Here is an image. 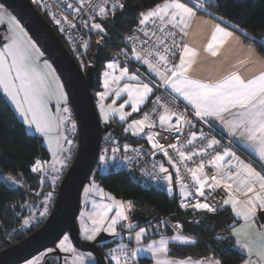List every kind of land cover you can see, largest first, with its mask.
Masks as SVG:
<instances>
[{
  "label": "snow or ice",
  "instance_id": "snow-or-ice-1",
  "mask_svg": "<svg viewBox=\"0 0 264 264\" xmlns=\"http://www.w3.org/2000/svg\"><path fill=\"white\" fill-rule=\"evenodd\" d=\"M40 2L41 0H32L34 4ZM85 2L86 0H79L78 5L68 3L66 8L73 9L79 15L84 11ZM244 2L245 0H231L233 8L241 6ZM151 5L139 9L136 14L137 27L133 31L142 32L143 39L130 34L128 40L133 47L128 51L121 49L116 53L117 57L124 55V64L121 65L118 59H110L105 65L102 74L104 90L96 93L101 101L100 117L105 124L116 117L119 121L127 123L132 113L140 111L141 106L147 105L151 98V111L144 113L141 119L131 120L124 132L131 131L134 136L144 134L151 145V154L155 156L157 151L161 152L167 157V163L176 169L180 208L217 213L220 210L227 211L224 206L230 205L235 217L243 220V224L237 226L234 221L228 236H218L217 240L227 242L234 238L235 245L247 253L248 259L243 260V264H264V231L256 226L258 216L264 219V71L247 79L236 71L216 80L193 78L189 75V69L198 53L183 43L182 39L177 40V36L187 34L190 19L198 13L209 15L218 21L207 44V50L213 56L217 55V47L224 43L225 38L233 36L235 32L250 39L253 44L264 47V37L250 35V32L261 30L242 27L245 21L229 14L228 0H163V3L151 0ZM127 6V0H102L101 4L96 6L89 3L90 10L99 8L101 19L97 22V16L93 15L90 17L91 23L88 19L82 20L81 23L85 28L106 34V28L103 26L105 20L111 17L114 24L117 11L123 14ZM43 7L48 9L47 4ZM6 17L11 25V35L2 38L7 42L0 47V88L3 89L4 98L11 102L23 123L34 125L36 132L44 134L55 161L51 166L44 167L42 161L37 159L30 169L33 173H43L42 184L44 179L49 181V190L46 193H37V196H43V199L38 205H33L35 215L23 221L27 225L30 220L35 219L38 224L41 218L49 215L56 186L63 169L71 160V147L65 148L64 145L71 146L73 141L60 133V128L67 119L60 116V102L63 100L67 103V97L63 92H59L56 112L53 113L49 101L55 93L49 77L54 70L47 60L43 61L41 67L42 53L27 38V33L16 18L8 15L7 9L0 8V22ZM52 19L57 25L62 23L55 15ZM63 21L68 23L70 28L76 27L67 16L63 17ZM60 30L66 31L63 27ZM84 47H88L87 42ZM132 58L144 67V72H141L139 67L130 71ZM110 97H114L111 104L105 105L103 101ZM126 106L131 108L130 112L125 111ZM62 111L68 113L69 109L64 107ZM226 113L231 115L230 120L225 119ZM193 120L207 125L210 132L216 127L214 122L219 121L229 137L236 138L238 143L246 144L257 154L259 159L255 163L260 170L258 171L253 163H246L237 156L232 150L231 139L228 147L220 150L221 141L215 136L206 135L202 130L199 134V139L204 142L202 146L185 151L184 148L193 145L198 138L197 132L191 130L196 127ZM185 126L189 131L185 136L186 145L183 147L176 143H169L165 147L158 139L159 132L152 131L160 128L168 132L183 133ZM72 128L75 129V124ZM146 128L149 131L146 132ZM221 135L223 136V132ZM61 140L64 143H61ZM107 140L113 144L111 158L116 160V153L120 151L121 145L113 140L111 134ZM123 148L127 152L129 145L124 144ZM168 149L177 154L175 159ZM209 149H212L214 155L209 157L207 164L216 170V174L208 176L205 173L206 164L201 160L196 167L186 169L191 176L190 188L180 177L178 163L191 160L198 154L207 155ZM132 151L138 152L137 149ZM108 152L109 149H102L99 156L101 166L107 163ZM157 167L155 179L167 182V191L172 193L173 174L164 163L153 165L154 169ZM206 188L213 191L223 188L227 196L221 204L215 206L202 202L200 197L207 199ZM83 191L86 209L91 203V209L80 213V236L84 241L96 242L101 233L115 238L122 237L126 232L129 240L134 234V239L139 245L150 228L155 227L159 233L161 226L178 232L183 227L181 223L171 224L168 220H160L155 226L150 223L146 226L132 223L129 212L133 209V201L115 199L99 188L94 178ZM196 223L200 221L197 220ZM170 239L180 243L196 242L183 234H177ZM69 240L70 237L64 235L54 248L48 250L51 253L58 250L59 253L65 254L62 257L59 254L53 256L55 264H85L86 256L91 260L89 253L80 252ZM169 251V238L161 234L159 240H153L146 248L138 246L133 249L130 244L117 243L106 256L110 264H139L136 257L145 252L151 253L155 264H224L223 259L209 256L197 260L170 259ZM253 256L256 260L252 259ZM26 264L36 262L26 261Z\"/></svg>",
  "mask_w": 264,
  "mask_h": 264
},
{
  "label": "trees",
  "instance_id": "trees-1",
  "mask_svg": "<svg viewBox=\"0 0 264 264\" xmlns=\"http://www.w3.org/2000/svg\"><path fill=\"white\" fill-rule=\"evenodd\" d=\"M156 2L163 3V0H156ZM127 5L123 14L117 11V18L114 24L111 22V17L105 20L103 26L106 28V34L97 32V37L100 41L103 36L101 44H96L95 41L88 42V47H83L81 60H84V62H77L81 69L84 70L88 65L87 56L89 53H94L98 60V69L94 72V83L91 89L95 103L98 97L96 93L104 90L100 75L104 63L111 59L107 56V50H111L114 53L120 52L121 49L128 51L124 37L136 24L137 11L152 6L151 0H127ZM228 8L230 15L239 17L245 21V25H241L242 27L246 26L249 29L255 28L261 30L250 32L251 36L264 37V0H245L244 4L235 8H233L231 0H228ZM40 13L46 18L42 12ZM95 15L97 16V22H99L101 17L97 13ZM46 20L51 25L47 18ZM52 28L54 29L53 26ZM56 33L58 34L57 31ZM235 33L244 44L253 46L256 52L264 57V47L253 44L250 39H246L239 32ZM136 67H139L141 72L145 70L141 65H137ZM131 69L132 67L130 66ZM145 106H141L140 111L132 113L128 121L137 119ZM129 108L126 106L125 109L129 110ZM109 122L117 126L116 133L112 132V130L109 131L113 133L115 139H124L132 144L151 146L144 136H134L128 132H124V123L119 122L117 118L111 119ZM206 128V126H203V128L198 126L196 130H202L205 133L207 132ZM216 132L220 136L217 130ZM103 135L101 134V140L106 136V134ZM74 140L75 137L73 138V142ZM73 152L74 149L72 148L71 157ZM50 158L51 156L43 145L41 137L27 131L24 123L17 117L0 89V173L9 174L13 178L20 177L24 179L26 184L27 182L32 184V189L29 190L36 192L39 187L40 174L31 172V166L37 159L49 162ZM100 166L101 164L97 161L87 181L94 178L95 182L112 196L120 198L122 201H133V209L131 211L146 210L149 213L148 220L143 222L137 221L134 224L146 226L150 223L155 226L160 220H168L171 224L181 223L183 227L180 231L192 236L196 241L191 244L169 243L170 256L174 258H191L193 260L203 259L205 256H216L219 259H223L224 264H239L244 260L245 255L235 247L233 238L227 242L217 240L218 236H228L232 223L234 221L237 222L229 209L226 208L227 211L220 210L217 213L197 212L190 208L181 209L176 203L179 196L177 191L179 187L176 183L173 182L172 193H169L167 189L145 188L140 183L129 180L122 171L116 170L111 166L105 165L107 167L106 172L100 173ZM175 179L176 177L173 175V180ZM27 197L28 195L25 191L12 187L4 179L0 178V249L6 247L11 242L21 239L40 224L30 228L21 227L25 214L18 206ZM197 220L200 223H196ZM118 230L120 231V229ZM170 232L171 228L161 226L158 233L155 227H153L148 230L147 238L157 237L161 234L167 235ZM126 241L125 232L122 237H113L100 243V249L105 256L107 264H110V262L106 256V252L113 246H116L117 243H126ZM137 261L139 264H151L150 260L146 258H138ZM92 264H95L94 259Z\"/></svg>",
  "mask_w": 264,
  "mask_h": 264
},
{
  "label": "water",
  "instance_id": "water-1",
  "mask_svg": "<svg viewBox=\"0 0 264 264\" xmlns=\"http://www.w3.org/2000/svg\"><path fill=\"white\" fill-rule=\"evenodd\" d=\"M0 6L16 18L42 53V59L52 66L67 97L76 127L72 159L56 187L49 215L30 233L0 249V264H21L46 249L54 248L64 235L70 237V243L79 251L91 254L95 264H107L100 243L113 237L101 233L96 242L84 241L80 238L76 221L83 186L97 161L101 134L108 130L117 132L114 123L105 124L100 121L93 100L91 89L94 72L98 69V60L94 53H89L88 65L82 70L31 0H0ZM5 28V25H2L0 31ZM1 37L0 33V42ZM129 216L132 223L149 219L146 210L130 211ZM258 219L264 222L259 216ZM52 254L61 256L58 250ZM44 264H49L48 259Z\"/></svg>",
  "mask_w": 264,
  "mask_h": 264
},
{
  "label": "built area",
  "instance_id": "built-area-1",
  "mask_svg": "<svg viewBox=\"0 0 264 264\" xmlns=\"http://www.w3.org/2000/svg\"><path fill=\"white\" fill-rule=\"evenodd\" d=\"M32 1V0H31ZM102 0H86L84 4V11L77 15L73 9H67L66 5L68 3H72L74 5L79 4V0H41L39 4H34L38 11L42 12L46 18L50 21L51 26L54 27V29L58 32L60 35L63 43L66 45L68 50L70 51L71 55L75 58V60L79 63L81 62L83 47L85 42L95 41L96 44H101V41L97 37V31H92L90 28H85L83 24L81 23L82 20L88 19L91 23L90 17L95 15L97 11H99L98 7H94V10H90L88 7V4L91 3L93 6L101 4ZM47 4L48 9L46 10L43 5ZM110 6V4L108 5ZM55 15L57 19H60L62 23L60 25H57L55 21L52 19V16ZM67 16L68 19L76 25L75 28H70L68 26V23L63 21V17ZM65 28L66 31H61V28ZM137 27L136 24L125 34L124 41L126 43V46L128 47L127 50L133 47L131 42L128 40L129 35H134L137 37H140L143 39V33L139 31H133ZM187 35V34H186ZM186 35L181 34L177 36V40L180 41L183 40V43L185 41ZM139 41H137V44ZM107 56L111 59H118L121 64H124L125 57L123 54H121L119 57L116 56V53L112 52L111 50H107ZM129 56H131V53L129 52ZM131 67L135 68L137 65H140L138 62L132 58ZM160 93H157L159 95ZM166 99V98H165ZM151 99L149 100V103L142 109L140 116L137 119H141L143 114L146 112L151 111ZM182 110V108H181ZM175 119V118H173ZM193 123L196 125L195 128L191 129L196 130V128L203 126H206L207 132H205L206 135L215 136L216 139L221 141V149L223 147H228L229 141L223 139L221 135L219 136L215 129L209 130L207 125H204L202 122H197L196 120H193ZM189 129L187 126H185L183 133H176V132H168L164 130H156L155 132H159L158 139L161 143L167 147L169 143H176L179 146L186 145L185 136L187 135ZM129 133V132H128ZM111 134L113 137V140L118 142L121 145L120 151L116 153V160H113L111 148L113 147V144L107 140V137ZM130 135H133L129 133ZM204 142L199 139V136L196 141H194L193 145L187 146L184 148L185 151H190L193 148L199 149ZM127 144L129 145V149L126 152L123 148V145ZM109 149L108 156L109 159L105 165L111 166L116 170H120L124 173V175L133 182L140 183L145 188H151V189H160L165 190L167 189L168 185L167 182L163 180H157L155 179L156 172H158V167L156 169L153 168V165H159L160 163H164V166L169 168V171L176 177V169L170 166L167 163V157H164L163 154L159 151H157L156 155L153 156L152 148L151 146H147L145 144H132L124 139H115L113 133H108L104 138L100 139V145H99V151H98V157L97 161L100 164L99 156L101 155L102 149ZM132 149H137L138 152L132 151ZM169 154L175 159L176 153L172 149H168ZM211 155H214V152L212 149L208 150L207 155H196L191 160L184 161L182 163H178L180 177L183 178L185 183L189 184V187H192L191 182V176L187 172V168L196 167L201 160L207 163L209 157ZM96 161V162H97ZM118 161V163H117ZM205 173L208 176H211L214 174V171L212 168L205 167ZM174 183H176L179 186V183L177 182V177L175 180H173ZM205 194L207 199L205 200L204 197H200V200L202 202H208L210 204H213V206L221 204L222 200L226 198L227 193L223 190V188H218L215 191L206 188ZM191 199V198H189ZM195 202V201H193ZM178 207L179 206V196L176 201ZM183 209V208H181ZM126 244V243H125ZM116 246H113L112 248H115ZM110 248V249H112ZM109 249V250H110ZM108 250V251H109ZM107 251V252H108ZM106 252V254H107ZM114 264V262H111Z\"/></svg>",
  "mask_w": 264,
  "mask_h": 264
},
{
  "label": "crops",
  "instance_id": "crops-1",
  "mask_svg": "<svg viewBox=\"0 0 264 264\" xmlns=\"http://www.w3.org/2000/svg\"><path fill=\"white\" fill-rule=\"evenodd\" d=\"M197 16L198 15H196L195 17L190 19L189 27L186 30L187 36H186V39L184 41L185 44H187L189 47L195 49V51L198 53V55L193 59L192 66L189 69V75L191 77L196 78V79H201V80H216V79L221 78L224 75H227L228 73L232 72L233 70H238V72L241 74V76L247 79V78L252 77L253 75L259 74L261 71H264V57L259 55L253 46H251L249 44H244L242 42V40L240 39V37L236 33H234L233 36H231V37L225 38L224 43L217 47V55L213 56L212 53L207 50V45L204 44L202 40H200V31H199V29H197L195 27L196 21H198L200 18L199 16L198 17ZM2 45H3V43L0 42V47H2ZM211 59H214V63H213L212 67H210L211 66ZM204 62H208L209 64L204 65L205 64ZM222 64H224V67L220 68L222 66ZM225 67H226V71H225ZM229 70H231V71L227 72ZM0 89L3 93V89L2 88H0ZM3 95H4V93H3ZM113 98L114 97H110L108 100L103 101V103L105 105L111 104V100ZM99 103H101L100 100L96 104L97 112H98V116H99L100 121L103 122V120L100 117ZM125 111L130 112V110H126V109H125ZM116 118H117V120H119L118 117H116ZM231 118L232 117L230 114H227V113L225 114L226 120H230ZM119 122H121V121H119ZM173 122H174V119H173ZM121 123H124V128H126L128 126V123H131V121H128L127 123H125V122H121ZM214 123L216 125L215 129L219 132V134L221 135V133L223 132V136L221 135V137L223 139H225L227 141H229L231 139L233 141L232 150L236 152L237 156H239L240 159L244 160L246 163H249V162L253 163V166L256 167L257 170L259 171L260 168L255 163V161H257L259 159L257 154L251 148H249L246 144L238 143V142H236V138L229 137L227 135L226 129L223 128V126L220 124L219 121H216ZM159 129L160 128L153 129V132H154V130L156 131ZM147 131H149V130L147 129L146 132ZM193 131L197 132V137H198L200 134V131L199 130H193ZM129 133L132 134L131 131H129ZM140 135H142L146 138V136L144 134H140ZM49 155H50V153H49ZM205 167H208L210 169L212 168V170L214 171V174H216V170L211 165L206 163ZM177 191L179 193V188ZM224 207L229 209V211L231 212L233 217L237 220V226L243 224V220H240L239 218L235 217V214L231 211L230 205L224 206ZM256 226L259 227L262 231H264V222L263 223L260 222L258 217H257V221H256ZM177 234H183V235L189 237L190 240H194V238H192V236L184 234L180 230L178 232V231L173 230V229H171V232L169 234L164 235V236L169 238V243L191 244V243H180V242L173 241L170 239L171 237H173ZM126 237H127L126 243L130 244V246L133 249H135L138 246H143L146 248L149 244L152 243L153 240H159L160 239V236L151 237V238H147V236H146L145 238H142V240L140 241V244L138 245L134 239V234L132 235L131 240H129V236L127 233H126ZM233 240H234V238H233ZM234 245H235V242H234ZM235 247L245 255L244 260L248 259L247 253L244 250H241L238 245H235ZM209 257L217 258L216 256H209ZM138 258L149 259L151 264H155L154 259L151 256V253L145 252V253L138 254L136 259H138ZM168 258L177 259V260L188 259V258H174V257L170 256L169 253H168ZM252 259L256 260V257L253 256ZM239 264H243V261Z\"/></svg>",
  "mask_w": 264,
  "mask_h": 264
},
{
  "label": "rangeland",
  "instance_id": "rangeland-1",
  "mask_svg": "<svg viewBox=\"0 0 264 264\" xmlns=\"http://www.w3.org/2000/svg\"><path fill=\"white\" fill-rule=\"evenodd\" d=\"M0 8H4L2 6H0ZM5 9V8H4ZM8 15L12 16L8 11H7ZM97 14H99V11L96 12ZM200 18L198 21H196V25L195 27L197 29H199L200 31V40L203 41L204 44H208L211 40V35L214 31V28H215V25L218 23L216 20H214L213 18H210L209 16L205 15V14H197ZM197 16V17H198ZM2 25H5V30L1 31V34H2V37H1V43H6L7 41H4L2 38L6 35H11V32H10V28H11V25L9 23V20L7 19V17L3 20V22H0V27ZM27 38L30 39L27 35ZM31 40V39H30ZM32 42V40H31ZM33 43V42H32ZM34 44V43H33ZM36 46V45H35ZM37 48V47H36ZM41 53V52H40ZM40 60H41V67H43V59H42V55L40 56ZM84 60H82L80 63H83ZM109 62V61H106L104 63V67L101 69V81H102V84H103V71L105 70V65L106 63ZM49 63V62H48ZM205 64L204 65H208L209 63L208 62H204ZM213 63H214V59H211V66H213ZM50 64V63H49ZM203 64V63H202ZM224 67V64H222V66L220 68ZM53 69V68H52ZM131 71V70H130ZM225 71H226V67H225ZM231 70L227 71V72H230ZM233 71H236L238 72V70H233ZM232 71V72H233ZM49 79L52 81V89L54 91V95L52 97V99L49 101V107L50 109L52 110L53 113L56 112V108H57V98L59 97V92H63V94L65 95V92L63 90V87L60 83V80L58 79L56 73L53 71L52 75L49 77ZM123 83V82H121ZM57 89H59V91H56ZM66 96V95H65ZM126 98V97H125ZM100 100L99 97H97V101L95 104H97V102ZM8 103L11 105V102L8 100ZM12 109L14 110L15 112V109H14V106L11 105ZM64 107H67L69 109V112L68 113H64L62 111V109ZM60 108H61V112H60V116L61 117H65L67 118L65 120V122L62 124L61 128H60V133L62 135H66L68 139L72 140L73 141V138L75 137L76 138V127L75 129L73 130L72 128V125L75 124L74 123V119H73V116H72V113H71V110L69 108V105L68 103H65L63 100H61L60 102ZM129 110L131 111V108H129ZM16 113V112H15ZM17 117L23 122L22 118L19 116L18 113H16ZM25 125V128L27 129V131H30L36 135H38L39 137H41L42 139V142H43V145L49 150L48 152L50 153V161L49 162H43L42 160V164L44 167H49L51 166L52 164L55 163V161L53 160V157H52V150L50 149L49 147V141L45 138L44 134L43 133H40V132H36L35 131V126H29L27 124H24ZM110 130H108L107 132L103 133L104 135L109 132ZM110 133V132H109ZM54 135V134H53ZM103 135V136H104ZM61 143H64L63 140H61ZM65 148H68V147H71V154H72V148L74 149L75 148V140L73 142V144L71 146H68L67 144L64 145ZM54 147V145H53ZM72 158V157H71ZM70 163V162H69ZM69 165V164H68ZM58 166V165H57ZM68 167V166H67ZM67 168H64L63 169V174L65 172ZM100 173H105L106 170H107V167L104 165V166H100ZM40 174V180H39V187L37 189L36 192H33L32 190H29V189H32V184H30L29 182H26L24 181V179L22 178H18V177H11L9 174H3V173H0V178L4 179L8 184H10L12 187H15L17 189H20V190H23L27 193L28 197L27 199H25L24 202L20 203L19 204V209L25 214L23 220H22V225L21 227L23 228H30V227H35L37 225L36 223V220L35 219H32L30 220V223L29 224H24L23 221L25 219H29L30 216H34L35 213H34V210H33V205H38L40 200L43 199V196H37V193L39 192H47L49 190V181L47 179H44L43 181V184L41 183V178L43 177V173H39ZM62 177V176H61ZM61 179V178H60ZM13 181H15V183H13ZM91 181V180H90ZM90 181H87L84 186H83V189H82V193H81V200H80V209H79V213L77 215V225H78V231H79V235H80V227H81V222H80V213L81 211H85V210H88V209H91V203H89L87 205V209L85 207V204H84V200H85V196H84V187L88 186ZM97 184V183H96ZM58 185V184H57ZM98 185V184H97ZM57 187V186H56ZM99 188H101L99 185H98ZM105 193H107L105 191ZM109 194V193H107ZM111 195V194H109ZM112 196V195H111ZM114 197V196H113ZM115 199L117 200H121L120 198H117V197H114ZM51 208V206H50ZM42 210V209H41ZM50 210V209H49ZM45 217L41 218L39 223L44 219ZM38 223V224H39ZM35 225V226H33ZM119 231V230H118ZM63 238V237H62ZM61 238V239H62ZM81 238V236H80ZM82 239V238H81ZM59 242V241H58ZM57 242V243H58ZM70 243V241H69ZM71 244V243H70ZM127 244V243H126ZM72 245V244H71ZM81 252V251H80ZM84 253V252H83ZM26 261H35L36 264L39 263V262H43V258H42V255L41 253L40 254H37L35 255L34 257L26 260ZM26 261H24L23 263L21 264H26ZM40 263V264H41ZM93 263V258L91 256V260H89L86 256L85 258V264H92ZM43 264V263H42Z\"/></svg>",
  "mask_w": 264,
  "mask_h": 264
},
{
  "label": "flooded vegetation",
  "instance_id": "flooded-vegetation-1",
  "mask_svg": "<svg viewBox=\"0 0 264 264\" xmlns=\"http://www.w3.org/2000/svg\"><path fill=\"white\" fill-rule=\"evenodd\" d=\"M0 33H1V31H0ZM57 244V243H56ZM49 249H51V248H49ZM49 249H46V250H44V251H42V252H40L41 253V255H42V258H43V264H44V262H45V260L46 259H48V263L49 264H55V261L53 260V256H55V255H53L51 252H49L48 250ZM39 253V254H40ZM63 255H65L64 253H61V257L63 256ZM41 262H39V263H37V264H40ZM41 263V264H42Z\"/></svg>",
  "mask_w": 264,
  "mask_h": 264
}]
</instances>
